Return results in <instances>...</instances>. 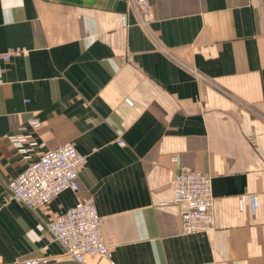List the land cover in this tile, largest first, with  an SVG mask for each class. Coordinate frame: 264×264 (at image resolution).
<instances>
[{"label": "crops", "instance_id": "obj_1", "mask_svg": "<svg viewBox=\"0 0 264 264\" xmlns=\"http://www.w3.org/2000/svg\"><path fill=\"white\" fill-rule=\"evenodd\" d=\"M147 1L143 25L133 0H0V264L68 261L46 224L80 200L112 245L81 264H264V0ZM66 142L78 189L12 199ZM183 169L211 177L207 232L181 233Z\"/></svg>", "mask_w": 264, "mask_h": 264}, {"label": "built area", "instance_id": "obj_2", "mask_svg": "<svg viewBox=\"0 0 264 264\" xmlns=\"http://www.w3.org/2000/svg\"><path fill=\"white\" fill-rule=\"evenodd\" d=\"M133 6L143 25L151 17L147 0H133ZM12 53H24L16 50ZM10 53L2 55L8 59ZM20 141L21 138L15 139ZM18 143V142H16ZM123 145L121 140L118 141ZM86 155L80 153L72 142H66L55 149L42 153L30 162L22 172L7 183L12 199L31 209L40 208L65 190L76 191L79 187L78 174L86 164ZM173 199L183 204L181 233L194 234L214 228L211 177L198 170L183 169L174 177ZM102 216L93 202L80 200L49 221L46 226L51 241L59 242L68 261L83 263L86 255L109 257L112 245L104 242L101 234ZM48 257L23 260L18 264H49Z\"/></svg>", "mask_w": 264, "mask_h": 264}, {"label": "water", "instance_id": "obj_3", "mask_svg": "<svg viewBox=\"0 0 264 264\" xmlns=\"http://www.w3.org/2000/svg\"><path fill=\"white\" fill-rule=\"evenodd\" d=\"M49 264H80L74 261H63V262H53L51 261Z\"/></svg>", "mask_w": 264, "mask_h": 264}]
</instances>
